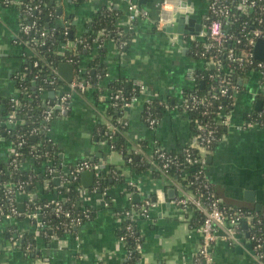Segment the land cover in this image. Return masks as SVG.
Returning a JSON list of instances; mask_svg holds the SVG:
<instances>
[{"label": "crops", "instance_id": "1", "mask_svg": "<svg viewBox=\"0 0 264 264\" xmlns=\"http://www.w3.org/2000/svg\"><path fill=\"white\" fill-rule=\"evenodd\" d=\"M23 1L0 0V98L3 99L17 95L13 76L22 70L27 54L17 41L19 5ZM162 2L146 1L141 5L145 12H140L131 21L129 7L137 4L136 0H59L62 7L60 23L70 22L76 36L84 35L92 19L105 10L115 14L116 26L133 29V39L124 52L112 40L104 43L100 62L104 65L105 75L100 86L72 93L67 114H57L53 119L49 137L58 157L55 167L60 172L59 185L62 173L69 172L87 158L94 159L97 164L103 162L106 175L110 173V167L115 168L112 178L118 176L122 181L115 182L111 178V186L105 194L90 191L80 194L81 202L95 209L94 216L79 225L75 232L63 236H40L41 215L35 210H28L20 220L0 221V264H124L127 249L119 239L120 213L149 199L155 201L156 206L137 223L143 244L141 264H196L194 257L201 239L194 227L195 213L174 203L179 189L161 172L155 175L157 169L150 160L156 149L181 152L193 144L190 117L182 110V103L185 93L194 88L188 73L204 71L206 63L189 53L190 36H185L180 44L177 35L157 29ZM190 3L187 14L197 24L204 25L209 13L208 0H190ZM170 10L173 11V7ZM96 48L94 46V50L80 58L81 74L88 72L98 55ZM132 81L143 84L145 91L137 102L122 112H113L111 85ZM259 81L256 71L248 73L241 81V89L229 109L228 126L224 127L220 140L205 159L208 179L223 204L263 214L264 127L244 125L246 116L257 111V102L262 101L258 95ZM63 90H68L65 83ZM60 93L51 91L47 97L55 104ZM150 100L165 106L155 129H150L144 118V106ZM262 107L263 101L259 109ZM116 120L127 123L120 135L127 153L140 148L141 154L136 155V159L149 164V169L132 167L123 151L113 149L104 139L103 128ZM4 125L5 122L0 121V165L7 164L15 148ZM50 162L53 164V160ZM48 166L38 168L30 160L22 165L27 171L40 173L46 172ZM53 179L55 176L50 183L56 188L59 185ZM54 190L45 192L48 190L40 187L30 195L20 193L17 195L18 206L22 204L25 210V202L33 196L55 201L58 198ZM11 226L16 227V239L32 235L35 241L33 254L28 255L18 241L5 237L6 229ZM250 244L246 232L239 236L236 244L220 238L212 248L214 263L254 264Z\"/></svg>", "mask_w": 264, "mask_h": 264}, {"label": "built area", "instance_id": "2", "mask_svg": "<svg viewBox=\"0 0 264 264\" xmlns=\"http://www.w3.org/2000/svg\"><path fill=\"white\" fill-rule=\"evenodd\" d=\"M31 2L32 0H29V3L21 2L19 5L20 30L17 41L25 42L22 39L27 37L37 28V23L35 20H33V17L37 12L40 11V6L33 5ZM181 2V0H163V2L159 5L160 12L156 24L158 30H163L164 26L170 22L172 18V12L176 7L180 6ZM171 7H173V11L170 10ZM129 8L131 11L130 20L133 21L138 16L140 11L137 4L135 3L131 4ZM236 10L240 16H244L246 19L240 21V19L236 17V14L231 10V5L228 3V0H208L209 13L206 19L207 23L205 21L203 29L197 36H190L191 44L195 43L197 46V43H202L201 51L197 53L195 52V55L205 61L206 66L204 72H206V74L198 76L195 74V72H190L187 75L188 79L194 83V86L197 85L199 78L201 80L207 78L208 80L217 81L216 85H212L210 87L211 91L213 92L211 97H200L196 93H189L184 97V101L182 103V110L184 112L187 114L198 113L201 117L200 121L197 122L195 140L190 146L198 149L199 153L197 155H193L192 149H186V162L191 165H197L200 168V171L196 172L194 175L186 174L185 178L190 179L192 183L189 184V186H183L176 179L166 174L167 170L171 167L179 166V163L175 157L168 155L162 149H156L153 154V159L150 160L151 165H153L154 168H156L166 177L171 178L173 184L179 189L180 193L174 199V203L183 209H191L193 211L199 212L200 225L196 227V231L200 235L201 240L200 246L194 257L196 264H215L212 254V248L214 244L220 238L230 244L238 243L239 236L242 234V232L239 231L240 225L242 223L246 224V226H249L251 230H254L252 235H248L249 242L251 243L254 252V264H264V252H262L264 237L260 233L261 227L264 225V213L258 214L256 212L244 211L240 208H231L223 204L221 199L214 191L206 173L205 155L219 140V137L217 136L218 126H228L227 117L229 110L225 108V105L228 103L230 106H232L237 94L241 89V84L240 87L235 86L231 83L229 78L224 80L221 78L220 74L207 73L210 67L215 68L218 70V72H220V70L223 68V62L219 58L218 53L220 51H217V53L213 55L209 54V51L212 48L217 47V45L213 42H217L221 45V41H233L236 46H240V50L234 51L233 48L226 52L224 58L229 62V65H235L242 69L249 68L248 73L256 71L259 74L260 81L258 95L263 101V107L260 110L250 112L244 121V125L245 127L255 125L264 127V61L258 60L254 53L256 42L260 39L264 40V0H238L236 4ZM251 13H253L252 17L250 16ZM236 22H239L241 26L238 32L233 30V25ZM54 30L55 29L52 31ZM49 34L50 31H48V29H44L39 33V36L41 37L39 45L44 44V39ZM78 44L83 45L84 42L81 40L79 42L67 41L66 43V45L69 47H76ZM122 46H124V44H120V48ZM87 47L88 44L86 43L84 48ZM34 55L38 56L37 54ZM69 63L73 65L72 62ZM37 65L38 62L35 61L34 66ZM228 71L231 72L232 70L228 69ZM45 81L48 82V84L52 87V92H62L59 94V99H57V103L55 104L51 103L48 99L43 100V103L48 106V108L44 112L42 121L43 125L41 129L44 133L49 134L53 119L56 117V115L64 114V112L68 110L69 100L72 93L84 92L89 88H92V85L83 79V74H81L79 67L78 72L75 70L73 80L70 83H65L63 80H61L57 67H51V73ZM62 82L66 84L68 90H63L64 84H61ZM145 89L146 88L143 84L135 82L133 83V95L126 97L122 91H119L110 97L111 104L115 109L122 110L127 108L138 101L139 94L142 95ZM137 90L138 93L136 94ZM214 98L216 100H223L224 107L219 106L220 111L216 117V121H204L202 118L209 116ZM11 101L16 102V99L11 98ZM145 121L150 129H155L158 124V121L152 117L151 113L147 115ZM125 127H127V123H121V121L107 125L106 134H109V141L114 142L115 136L121 135L122 129ZM23 143L24 140L21 138L18 139L17 143H14L15 148L11 156V158L13 157V162L17 161L16 157L20 155V149ZM111 147L113 148V145H111ZM133 154L140 155V148L136 149V152H133ZM100 169V164H97L91 160H85L80 162L72 169V171L67 172L66 174L71 173L73 178L76 180L82 172H94V190L90 191V189H80V194L85 195L89 191L91 193H101L98 190V181L101 178ZM46 172L53 174L54 176V173L57 171L54 169V166H48ZM49 181L50 180H47L46 182ZM14 187L15 186L12 183L3 185V192L0 195V203L5 202L6 206L4 208L3 204L0 205V221L13 220L21 214L17 203V195L22 193V187L19 186L17 190ZM103 194H105V192H103ZM155 206L156 202L149 199L145 200L141 204L133 205L131 208L120 213L122 219L121 223L123 224L122 230L124 234L119 237V239L124 245H126L125 240L127 237L131 238L134 242V251L127 250L125 261L132 260L133 252H136L139 255L141 254L143 244L141 237L139 235H135V224L138 223L140 219L145 218L149 210ZM37 210L38 209H35V211ZM54 214L56 217H71L69 210H64L62 205L58 202L54 203ZM82 215L84 218L89 220L91 217V212L87 210ZM80 217L81 216L78 215L77 217L73 218L69 225L67 223H63L59 227L57 226L56 230L62 227L64 228V232L66 234L72 233L71 227L81 222ZM44 227L45 226H43L41 223V228ZM220 232H223V234L220 235ZM26 248L27 252L31 250L30 245H27ZM140 259L141 258L139 256V260Z\"/></svg>", "mask_w": 264, "mask_h": 264}, {"label": "trees", "instance_id": "3", "mask_svg": "<svg viewBox=\"0 0 264 264\" xmlns=\"http://www.w3.org/2000/svg\"><path fill=\"white\" fill-rule=\"evenodd\" d=\"M82 1V0H76ZM238 0H228V3L231 5V10L236 14V17L240 19V21L246 19L244 16H240L238 11L236 10V4ZM24 3H29V0H24ZM33 5H39L40 11L37 12L33 20L37 23V28L35 31L30 33L27 37H24L22 41H18L26 50L27 54L25 55V62L22 70L13 76V80L18 91L17 95L13 96L16 99V102H12L11 98H0V121L5 122L6 134L8 137L14 142L17 143L18 139L21 138L24 140V143L20 149V155L16 157V162H13V157L9 159L6 165H0V195L3 192V185L12 183L17 190L19 186L22 187V193L25 195H30L31 192H37L41 187L43 189H47L51 192L54 190L57 194V200L51 201L53 199L50 198L47 200H39L38 198L33 199L30 198L29 201L25 202V210L21 212V214L13 220H20L25 217L28 210L34 211L38 209L41 215V223L44 228L41 229L40 236H44L49 238L52 234H57L58 236H63L66 234L64 232V228H60L56 230V227L62 225L63 223L70 224L71 220L78 215L81 217V222L79 224H75L71 227V232H75L76 228L82 223L86 222L88 219L83 217V213L87 210L91 212L90 219L94 216L95 209L91 206L83 204L81 202L80 189V176L75 180L71 173L66 174L62 173L61 184L55 188L52 182H46L47 180H51L53 174L44 172L40 173L39 171H27L22 165L26 160H30L36 167L40 168L43 165L54 166L57 162V154L55 152V148L52 145V141L49 137V134H46L42 131L41 127L43 125V117L44 112L48 108L43 103L44 99H50L47 97L48 92L52 90V87L45 80L49 77L51 73V67H57L62 63L72 62L75 70L78 72V67L80 65V58L87 53H90L94 50V46H97L98 55L91 63L89 70L87 73L83 74V79L89 82L93 88H98L100 86V82L105 75L104 65L100 62V57L104 54L105 48L104 43L106 40H112L118 46L120 51L124 52L126 48L130 45L133 39V29L125 30L119 26H116L115 23V14L109 10L101 11L92 21L88 24L87 32L82 36H76L74 31V27L70 22L60 23L61 15L58 13V10H61L62 7L59 5V0H32ZM253 16V13L250 15ZM207 23V21H206ZM241 26L240 23L236 22L233 25V30L238 32ZM44 29H48L50 34L44 39V44L39 45L41 41V37L39 33ZM55 29L54 31H52ZM73 32V37H70V32ZM67 33V34H66ZM83 41L84 44H78L76 47H69L66 45L67 41L71 42H79ZM88 44L87 48H84L85 44ZM97 43V45H96ZM217 45L216 48H212L209 51L210 55L219 53V58L223 62V68L218 72L215 68H209L207 73L212 74H220L221 78L226 80L229 78L231 83L235 86L240 87V82L244 80L247 73L249 72V68H238L235 65H229V62L224 58L225 54L228 50L233 49L234 51L240 50V46H236L233 41H221V45L217 42H213ZM120 44H124L120 48ZM236 46V47H235ZM202 49V43L191 44L189 49V53L194 57L195 52H199ZM37 54L38 56H35ZM37 61L38 65L34 66V62ZM228 69L232 71L229 72ZM195 74L205 75L204 71H197ZM201 82H203V86H201ZM61 84H64L63 82ZM216 80H208L204 78L201 80L198 79L197 85L194 86L191 90H188L185 93V96L189 93H196L198 96H209L213 95L210 87L212 85H216ZM110 97L113 94L122 91L126 97H130L134 94L133 92V81L131 83L124 82H115L110 87ZM138 93V90L136 94ZM141 95L139 94V97ZM50 101V100H49ZM219 106H223V100L213 99V103L211 106L210 114L208 117H204V121L214 122L216 121V117L219 113ZM165 106L159 104L156 100H150L144 106V118L149 113H151L152 117L157 121L160 120L161 114ZM228 103L225 105V108L228 110L231 108ZM111 109L113 112L120 113L122 110L115 109L111 104ZM115 110V111H114ZM190 122L193 130V142L195 140V132L197 130V122L200 121L201 117L198 113H189ZM247 117V116H246ZM118 120H116L117 123ZM123 123L124 120H119L118 122ZM121 126V125H120ZM122 129V133L124 130ZM224 127L218 126L217 136L219 140L223 134ZM107 129L103 128L104 139L108 141L110 145H113V149L123 151V154L127 156V160L132 167H136L139 170L149 169L151 166L149 164L138 161L137 156L133 153L128 154L126 148H124L123 141L121 136H115L114 142L109 141V134H106ZM218 140V141H219ZM218 142L215 143V145ZM214 145V146H215ZM213 146V147H214ZM212 147V148H213ZM192 149V154L197 155L198 149L193 147H185L181 150V152H166L168 155L175 157L179 166H173L167 170V175L173 178H176L181 182L183 186H189L192 183L190 179H186V174L194 175L196 172L200 171V168L197 165H191L186 162V149ZM211 148V149H212ZM53 160V164L50 161ZM90 161L89 158L85 159ZM84 160V161H85ZM50 163V164H49ZM71 168L70 171H72ZM110 173L108 175L105 174V169H100L101 178L98 181V190L103 193L106 192L107 189L111 186L110 179L114 176L113 171L115 168H109ZM69 171V172H70ZM158 171V170H157ZM155 171V175H159L160 171ZM118 180L117 182H121L122 178L115 176L112 178V181ZM95 185L90 188V191H93ZM192 188V187H191ZM135 190V188H134ZM55 199V198H54ZM58 202L62 205L64 210H69L71 217L65 218L64 216L56 217L54 214V203ZM3 204L5 208V202L0 203ZM47 205V206H46ZM244 211L256 212L258 214H262L255 210H248L244 208H240ZM194 227L200 225V216L198 211H194ZM89 219V220H90ZM3 221V220H2ZM123 224L121 223L119 237H121L124 232L122 230ZM135 235H140L138 230V224H135ZM239 231L246 232L248 235H252L254 230H251L249 226L242 223L240 225ZM262 236L264 237V225L261 227ZM5 237L8 239H12L13 241H18L20 246L27 252V245L31 246V250L28 252V255L34 253L35 250V241L33 240L32 235H25L20 239H16L18 235L16 232V227L11 226L6 229L4 233ZM18 237V236H17ZM126 249L134 251V242L131 238H126ZM262 252H264V244L262 246ZM132 260L125 261L124 264H140L139 254L133 252Z\"/></svg>", "mask_w": 264, "mask_h": 264}, {"label": "water", "instance_id": "4", "mask_svg": "<svg viewBox=\"0 0 264 264\" xmlns=\"http://www.w3.org/2000/svg\"><path fill=\"white\" fill-rule=\"evenodd\" d=\"M146 1L149 0H136L138 9L142 13H144L145 11L142 10L141 5ZM181 1L182 2L180 6L176 7L175 10L172 12V18L170 22H168L163 28L164 31L177 35V39L180 42V44H182L185 36H197L199 32L203 29V25L197 24L196 20L191 18L187 14V12L189 11L187 9V5L191 4L190 0H181ZM58 13L61 15L62 13L61 10H58ZM73 35L74 34L71 31L70 37H73ZM254 53H255V57L258 60L264 61V40L260 39L256 42ZM74 73H75V68L70 63H62L58 66V74L60 75L61 80H63L65 83H70L73 80ZM200 85L203 86L204 84L201 83ZM261 104L262 101L257 102L256 108H258V110L261 109V108L259 109V106H261ZM64 114H67V111H65ZM91 161L94 162V159H91ZM100 168L101 169L104 168L103 162H100ZM54 176H55V179H53L54 183L56 185H59L60 180L58 177L60 176V172L59 171L55 172ZM80 180H81V187L83 189H90L93 186L95 180L94 172L92 171L82 172L80 174ZM33 199H35L34 196ZM19 209L21 212H24V208L22 204L19 205ZM250 247L252 248L251 244Z\"/></svg>", "mask_w": 264, "mask_h": 264}]
</instances>
